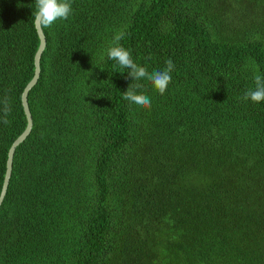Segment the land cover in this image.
I'll use <instances>...</instances> for the list:
<instances>
[{"label":"trees","instance_id":"obj_1","mask_svg":"<svg viewBox=\"0 0 264 264\" xmlns=\"http://www.w3.org/2000/svg\"><path fill=\"white\" fill-rule=\"evenodd\" d=\"M71 6L42 29L32 129L0 206V264H264V101L241 99L264 75V0ZM32 11L34 0H0V192L26 128ZM119 30L148 72L175 65L163 95L140 81L150 109L122 98L135 81L105 52Z\"/></svg>","mask_w":264,"mask_h":264},{"label":"clouds","instance_id":"obj_2","mask_svg":"<svg viewBox=\"0 0 264 264\" xmlns=\"http://www.w3.org/2000/svg\"><path fill=\"white\" fill-rule=\"evenodd\" d=\"M35 11H32L33 22L41 29L51 28L58 20H67L72 14L71 0H34ZM123 30L117 31L106 48L105 52L109 60L115 61L121 69L127 70V75L131 77L132 83L128 86L127 90L122 93V98L129 102V106H136L139 109H150L151 99L143 93L138 94L137 89L143 88L140 81H148L152 87L160 94L163 95L170 82L172 81V71L175 65L171 59H168L163 70H156L148 72L143 66L134 62L130 51L120 45V41L124 37ZM103 71V69H101ZM123 73V72H121ZM254 89H248L241 97L242 100H251L254 103L264 101V75L260 74L257 70L254 76ZM5 115L10 112L8 101L5 98L2 101ZM5 124L9 123L4 119Z\"/></svg>","mask_w":264,"mask_h":264},{"label":"water","instance_id":"obj_3","mask_svg":"<svg viewBox=\"0 0 264 264\" xmlns=\"http://www.w3.org/2000/svg\"><path fill=\"white\" fill-rule=\"evenodd\" d=\"M34 25H35L37 36L39 39V47H38V50L34 56V76H33L32 80L24 88V90L22 92V96H21L22 108H23L25 118H26V128H25L24 132L12 143L11 147L9 148V151L7 154V161H6V172L4 175L3 184H2V188H1V192H0V206H1L3 199H4L6 192H7L9 180L11 177L12 162H13V156H14L15 150L17 149V147H19L25 141V139L29 136L31 129H32V118H31L30 111L28 108L27 97H28V93L35 86V84L37 83V80L39 78L40 59H41V55H42V52H43V50L45 48V44H46V40H45L44 34L42 32V29L38 25H36L35 23H34Z\"/></svg>","mask_w":264,"mask_h":264}]
</instances>
